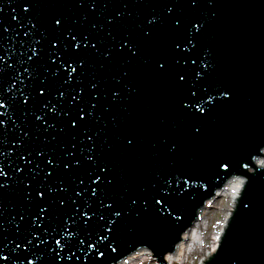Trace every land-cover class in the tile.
Instances as JSON below:
<instances>
[{"label": "water", "instance_id": "95a60500", "mask_svg": "<svg viewBox=\"0 0 264 264\" xmlns=\"http://www.w3.org/2000/svg\"><path fill=\"white\" fill-rule=\"evenodd\" d=\"M0 103V264H169L237 176L204 264H264V0H0Z\"/></svg>", "mask_w": 264, "mask_h": 264}, {"label": "rangeland", "instance_id": "374dc122", "mask_svg": "<svg viewBox=\"0 0 264 264\" xmlns=\"http://www.w3.org/2000/svg\"><path fill=\"white\" fill-rule=\"evenodd\" d=\"M264 161V157L260 158ZM231 198L228 193L221 195L202 213V218L197 223L194 233L199 235L196 241L186 243V254L181 260L174 264H199L200 259L206 254L207 250L215 247L220 231L223 228L230 210ZM210 252V251H208ZM131 264H159L151 256L141 257Z\"/></svg>", "mask_w": 264, "mask_h": 264}, {"label": "snow or ice", "instance_id": "6c2138e0", "mask_svg": "<svg viewBox=\"0 0 264 264\" xmlns=\"http://www.w3.org/2000/svg\"><path fill=\"white\" fill-rule=\"evenodd\" d=\"M26 3H27V2H26ZM92 7H93V8L95 7V3L92 4ZM24 11L27 12V11H28V8L25 7V8H24ZM169 11H170V10H169ZM13 19H16V17L14 16ZM54 21H55V25H61V19H57V18H56V19H54ZM176 23L179 24L180 21L177 20ZM194 26L197 27V28H199V25H198V24H197V25H194ZM32 27H35V25H33ZM5 31H7V29H5ZM68 37L71 38V40L69 41V43H70V45H71L73 48L79 49V48L81 47L82 43H81V41H78V39H77V35H76V34H73V33L70 32V33L68 34ZM71 41H75V44H71ZM82 41H83V45H85V46H87V45L91 42V41L89 40L88 36H83ZM120 46H121V48H125V47H127V44H126L124 41H122L121 44H120ZM177 46L179 47V45H177ZM92 47L95 48L96 45L93 44ZM129 51H131V49H129ZM133 54H134V53H133ZM29 59H32V57H29ZM53 61L55 62L54 59H53ZM84 63H85V61H84L83 59H81V60L79 61V67L81 68V67L84 65ZM62 66H66V69L68 70V71H67V78H68V79L65 80V83H68V82H70L71 79L73 78V74L77 72V68H76V67H72V65H71L68 61H62ZM159 67H160L161 69H163V68H164V65H163V64H160ZM179 80H180V81H183V80H184V76H183V75H179ZM95 87H96V86L93 85V88H95ZM39 92H40V94H42V95L45 94V93H46V88H45V87H41V88L39 89ZM81 92H83V89H81ZM59 95L62 97V96L65 95V93L61 92V93H59ZM23 99H24L25 102H27V101L29 100L28 97H24ZM74 99H77V96L74 97ZM49 103H51V102H49ZM43 106H44L45 108H48V107H49L48 104H44ZM3 107H5V105H4L3 103H0V108H3ZM197 107L200 109L201 112L204 111V109H203L202 107H200L199 105H197ZM92 108H93V109L95 108V105H94V104L92 105ZM49 110L55 113V112L57 111V108H56L55 105H53ZM88 114L90 115V113H88ZM43 117H44V116H42V115H37L36 119H37V120H42ZM84 118H85V109L80 111V113H79V119H74V120H72V124L75 125V126H78V124L80 123V119H84ZM3 125H4V121H3L2 119H0V126H3ZM53 126H54V125H50V127H53ZM197 131H199V129H197ZM87 139H88L89 141H91L93 138H92V136H88ZM129 143H130V141H129ZM41 155H42V153H41ZM88 159L91 160V159H92V156H88ZM48 163H49V164H54L53 159L49 158ZM76 163L79 164L80 162H79V161H76ZM65 167L67 168L68 165L65 164ZM223 167L227 168L228 165L225 163V164H223ZM6 175H7L6 172L0 170V177H4V176H6ZM96 180H99V176L96 177ZM96 180H94L93 183H95ZM80 183L83 184V180H81ZM3 187H5V185H4V184H0V188H3ZM49 190H50V189H49ZM92 191H93V194H95V189H92ZM38 195L41 196V197H43V196L45 195V193H44L43 191H40V192H38ZM79 195H80V193H77V196H79ZM60 203L63 204L64 201H61ZM156 203H157V204H160L161 201L157 200ZM45 209H46V208L41 207V208L39 209V212L42 213V214H44V213H46ZM86 215H87V213H85V216H86ZM116 215L119 216L120 213L117 212ZM20 219L23 220L24 217H21ZM101 219H103V217H101ZM85 222L87 223V221H85ZM0 227H2V226H0ZM109 231H111V229H109ZM100 239L103 240V239H105V237L101 236ZM113 251H115V249H113ZM100 255L102 256L103 253H100Z\"/></svg>", "mask_w": 264, "mask_h": 264}, {"label": "bare ground", "instance_id": "6f19581e", "mask_svg": "<svg viewBox=\"0 0 264 264\" xmlns=\"http://www.w3.org/2000/svg\"><path fill=\"white\" fill-rule=\"evenodd\" d=\"M260 158H263V157L259 156L256 159L257 164L264 165V161L262 162ZM244 180L245 179L241 176L231 178L225 184V186L222 189H219L218 197L223 195V194L225 195L226 193H228L231 200H232L231 205L233 206L236 198L239 196V194L241 192L242 186L244 184ZM208 206H206L205 208H207ZM197 223L192 225V227L184 233L183 240L178 244L176 251L166 254V258L169 261V264H174L176 261L181 260L184 257V255L186 254V247H185L186 243H188L189 241H191V242L196 241L199 238V235L194 233V231H196L195 227L197 226ZM219 235H218V238H219ZM217 241H218V239H217ZM149 254H150V252L148 250L141 249V250H138L135 253L131 254L130 256L124 258L120 262L113 263V264H131L135 260H138L141 257L149 256Z\"/></svg>", "mask_w": 264, "mask_h": 264}]
</instances>
